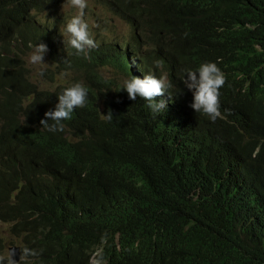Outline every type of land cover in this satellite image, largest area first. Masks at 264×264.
I'll return each instance as SVG.
<instances>
[{"label": "trees", "instance_id": "trees-1", "mask_svg": "<svg viewBox=\"0 0 264 264\" xmlns=\"http://www.w3.org/2000/svg\"><path fill=\"white\" fill-rule=\"evenodd\" d=\"M63 1L0 0V222L18 238L20 264H90L85 256L98 247L105 264H264V168L251 169L255 152L264 157V137L237 127L241 109L264 112V0H98L132 32L104 51L69 55L70 65ZM43 13L51 19L39 21ZM38 42L48 46L40 75L55 83V66L77 71L73 81H31L29 45ZM210 44L227 73L222 92L239 91L241 104L215 122L231 145L227 159L195 145L180 108L192 94L176 90L180 71L213 61L202 51ZM130 59L139 71L167 74L172 97L156 98L166 100L164 113L154 116L99 73L112 67L130 77ZM76 81L87 86V103L62 131L42 128L56 95ZM109 110L110 121L101 115ZM256 128L263 133L264 122ZM131 248L124 258L116 252Z\"/></svg>", "mask_w": 264, "mask_h": 264}, {"label": "clouds", "instance_id": "clouds-1", "mask_svg": "<svg viewBox=\"0 0 264 264\" xmlns=\"http://www.w3.org/2000/svg\"><path fill=\"white\" fill-rule=\"evenodd\" d=\"M65 3L76 9L75 14L65 19L62 31L59 30L63 37L64 48L73 50L67 52V58L63 60L70 65V61L68 60L69 55L79 56L83 54L87 56L88 50L95 48L97 44L85 19L86 0H66ZM29 47L31 52L27 58L28 63L33 65L46 64L44 57L48 51L47 44L38 42L34 45L30 44ZM216 50H219V47H215L214 44L203 45V53L208 55L213 61L203 62L195 69L186 68L184 73L180 71L176 90L185 89L188 93L192 94V102L189 104L186 101V104H184L180 101V108L194 124L192 133L195 145H206L209 150L216 152V158L227 159L231 155V145L228 144V140L225 139L224 135L216 130L215 122L223 119L224 110H235L236 106L241 107V104L240 99L237 98L239 91H237L235 96H231L229 92H222L227 73L223 67L218 65L221 61L212 55V52ZM130 63L131 68L134 70V75L123 79L121 90L126 91L130 100L135 101L137 97L142 98L154 116L159 115L161 112L164 113L167 102L164 99H157L162 98L165 93L169 97H172L169 91H171L173 85L169 81L167 74L163 72V74L156 75L152 71H148L147 73L140 71L141 77H138L135 69H141L138 62L130 59ZM154 63L159 67L161 62L157 60ZM180 85H183V87H180ZM88 96V88L83 82L76 81L64 87L56 95L57 103L55 106L46 111L44 113L45 118L40 120L42 128L51 132L62 131L65 126L64 122L71 119L72 113L76 109L82 108L87 103ZM101 115L109 121L113 118L111 110L107 114L101 113ZM263 115L264 112L245 114L241 109L237 127L242 132H250L256 137H264V132L257 135L256 128L258 121L264 122V118H261ZM206 123H212L213 129L217 131L215 135L203 132V126ZM151 139L152 143L159 140L153 137ZM237 155L233 156L232 162H234ZM253 157L258 159L259 164H252L251 169L257 170L256 172L259 173L264 168V157L260 155L259 151L255 152ZM13 248L19 247H12L9 250L11 264V250ZM104 249L103 247L94 248L85 257L90 260V264H105L103 258ZM133 250V248L125 251L119 249L116 252L124 258L125 253Z\"/></svg>", "mask_w": 264, "mask_h": 264}, {"label": "rangeland", "instance_id": "rangeland-1", "mask_svg": "<svg viewBox=\"0 0 264 264\" xmlns=\"http://www.w3.org/2000/svg\"><path fill=\"white\" fill-rule=\"evenodd\" d=\"M66 0L60 3L59 12L63 13L65 16L60 21L59 25L63 28L65 19L70 17L71 15L75 14L76 9L69 6L65 3ZM85 19L89 24V28L91 31L92 36L97 39V46L100 47L101 51H104V44L111 43L114 45L115 43H120L125 39H128L130 32H132V26L130 23L126 22V20L121 19L120 17L115 16L110 10L107 9L105 3L99 2L98 0H86V7H85ZM51 15L47 13H43L39 15V21H49L51 19ZM108 19L111 22H108ZM116 50V46H113ZM46 64L41 65H33L28 64L27 68L31 77V81L36 84L38 87H48L53 88L56 84H63L69 83L73 81V77L78 75L77 71H69V72H62L55 67H51L50 75L55 76L56 82H51L49 78H46L43 75H40V71L43 68L48 66V63L44 60ZM43 67V68H42ZM99 73L105 77L106 79H111L117 83H121L124 77L116 71V69L112 67H104ZM11 227L9 225L3 224L0 222V238L3 239L1 242L2 248L0 251L6 246V250H4L0 254V258H8L9 259V250L12 247H19L20 248V260L22 259L21 254V247L15 242L18 238H12L10 234ZM1 240V239H0ZM13 244L9 246L11 243ZM22 261V260H21ZM20 262V261H19Z\"/></svg>", "mask_w": 264, "mask_h": 264}, {"label": "water", "instance_id": "water-1", "mask_svg": "<svg viewBox=\"0 0 264 264\" xmlns=\"http://www.w3.org/2000/svg\"><path fill=\"white\" fill-rule=\"evenodd\" d=\"M20 261V249L19 248H13L11 250V262L12 264H18Z\"/></svg>", "mask_w": 264, "mask_h": 264}, {"label": "bare ground", "instance_id": "bare-ground-1", "mask_svg": "<svg viewBox=\"0 0 264 264\" xmlns=\"http://www.w3.org/2000/svg\"><path fill=\"white\" fill-rule=\"evenodd\" d=\"M136 69V75L138 76V77H141V73H140V71L137 69V68H135ZM240 165V164H239Z\"/></svg>", "mask_w": 264, "mask_h": 264}]
</instances>
